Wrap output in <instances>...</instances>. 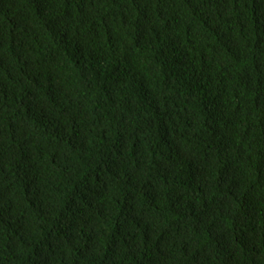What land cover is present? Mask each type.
<instances>
[{"label":"trees","instance_id":"trees-1","mask_svg":"<svg viewBox=\"0 0 264 264\" xmlns=\"http://www.w3.org/2000/svg\"><path fill=\"white\" fill-rule=\"evenodd\" d=\"M0 264H264V0H0Z\"/></svg>","mask_w":264,"mask_h":264}]
</instances>
